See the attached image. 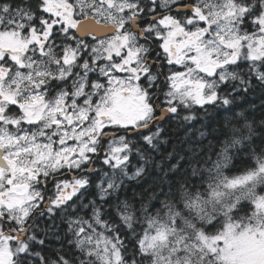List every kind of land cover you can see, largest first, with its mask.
<instances>
[{"label":"snow or ice","instance_id":"snow-or-ice-1","mask_svg":"<svg viewBox=\"0 0 264 264\" xmlns=\"http://www.w3.org/2000/svg\"><path fill=\"white\" fill-rule=\"evenodd\" d=\"M257 85L264 0H0V264H151L162 123L215 113L228 151Z\"/></svg>","mask_w":264,"mask_h":264},{"label":"trees","instance_id":"trees-1","mask_svg":"<svg viewBox=\"0 0 264 264\" xmlns=\"http://www.w3.org/2000/svg\"><path fill=\"white\" fill-rule=\"evenodd\" d=\"M237 104L236 111L244 113L242 124L237 126L234 134L229 129L227 139L230 150L217 145L214 155H211L212 149H208L200 156L211 141L209 133L212 127L217 124L215 113L210 112L207 117L201 114L199 122L177 119L162 123L164 131L154 156L164 171L150 168L145 181L134 189L137 193L148 190L160 177L165 180L170 178L176 183L171 189L165 187L155 193L154 198L159 205L151 219L156 225L169 230L168 247L172 252L170 257H164L156 251L151 264H220L211 253L202 255L198 250L199 236L216 235L228 222L245 225L256 218L254 201L257 196H264V171L253 184L231 186L229 181L258 172L264 165V148L258 151L264 140V87L255 86L240 97ZM243 141L250 142L253 151H244ZM238 148L241 150L237 151ZM181 163L183 167H179ZM171 165H177V171L173 172ZM164 173L168 176L165 177ZM218 193L225 195L219 199ZM145 226H138L137 231Z\"/></svg>","mask_w":264,"mask_h":264},{"label":"rangeland","instance_id":"rangeland-1","mask_svg":"<svg viewBox=\"0 0 264 264\" xmlns=\"http://www.w3.org/2000/svg\"><path fill=\"white\" fill-rule=\"evenodd\" d=\"M263 171L264 165L259 169L258 172L256 171L255 173H248L231 179L229 184L231 186L245 183L253 184L252 182L255 179L258 180L262 177ZM224 195V193L217 194V196L220 197L219 199L223 198ZM262 197L264 196H257L254 201L255 213L257 216L252 223L241 225L239 223L228 222L224 229L216 235H200V246L198 250L202 253V255L211 253L214 258L220 261L219 257L221 256V253L217 251V253L213 254L209 251V249L204 247L201 236H205L208 239L221 236L224 238V240H227L230 245H232L231 252L237 253V256L234 258L236 264H264V236L260 235V232H264V200L261 199ZM257 203H259V207H257ZM168 233L169 230L165 229V239L160 242L159 247L157 248V251L164 257H170L172 252L171 248L168 247ZM241 241L244 244L243 251H240L237 247V243ZM216 247L217 249L223 248V240L218 241ZM201 261L203 262V259H201Z\"/></svg>","mask_w":264,"mask_h":264},{"label":"clouds","instance_id":"clouds-1","mask_svg":"<svg viewBox=\"0 0 264 264\" xmlns=\"http://www.w3.org/2000/svg\"><path fill=\"white\" fill-rule=\"evenodd\" d=\"M237 247H238V249H239L240 251H243V248H244V244H243V242H242V241H241V242H238V243H237ZM224 255H225V257H226L227 259H234V258L237 256V253H235V252H230V253H229L228 250L226 249ZM220 261H221V264H225V261H224V260H221V259H220Z\"/></svg>","mask_w":264,"mask_h":264}]
</instances>
